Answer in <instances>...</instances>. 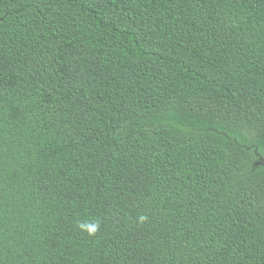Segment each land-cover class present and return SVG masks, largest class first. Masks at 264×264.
<instances>
[{"label": "trees", "instance_id": "obj_1", "mask_svg": "<svg viewBox=\"0 0 264 264\" xmlns=\"http://www.w3.org/2000/svg\"><path fill=\"white\" fill-rule=\"evenodd\" d=\"M0 264H264V0H0Z\"/></svg>", "mask_w": 264, "mask_h": 264}, {"label": "clouds", "instance_id": "obj_2", "mask_svg": "<svg viewBox=\"0 0 264 264\" xmlns=\"http://www.w3.org/2000/svg\"><path fill=\"white\" fill-rule=\"evenodd\" d=\"M141 219L143 220L144 217H141ZM79 227L82 229V230H85L87 231V233L89 235H95V233L99 230V223L98 222H94V223H87V224H80Z\"/></svg>", "mask_w": 264, "mask_h": 264}]
</instances>
